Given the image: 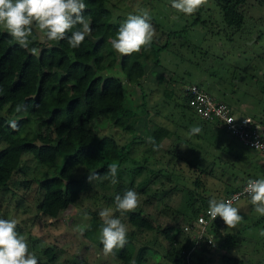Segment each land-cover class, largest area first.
Segmentation results:
<instances>
[{"label":"rangeland","instance_id":"1","mask_svg":"<svg viewBox=\"0 0 264 264\" xmlns=\"http://www.w3.org/2000/svg\"><path fill=\"white\" fill-rule=\"evenodd\" d=\"M171 3L172 0H108L106 4L111 11V21L116 25L124 23L130 14L147 11L155 28L154 39L159 43L164 42L168 28L177 31L170 38L171 44L174 42L175 46L162 49L158 55L159 68L154 67L152 58L144 64V80L148 79L143 85L144 98L138 86L123 81V103L138 114L134 125L137 138L129 148L131 159L128 167L133 169L143 158L147 161L146 166L135 175L133 183L123 189L139 193L140 204L135 211L141 210L155 227L153 230L136 232L132 238L134 253L139 247L146 248L143 264H175L171 259L174 252H167V241L162 230L169 229L170 234L178 239L184 236L182 226L192 212L187 189H194L193 193L197 196L217 191L212 198L219 200L227 190L239 184L248 175L247 172L255 173L254 164L258 162L259 167L261 159L259 153L243 147L225 130L214 129L212 123H201L199 117L184 106L178 84L196 83L216 99L230 105L234 104L235 99H245L254 107H260L257 98L261 97L262 82L261 77L259 81H256V77L258 70L264 67V0H246L243 25L231 38L224 35L222 27L219 29L223 32L219 34L216 26L208 24H197L184 30L183 25L195 18L196 13L185 15L173 9ZM202 7L201 18L206 16L203 15L206 7V13L218 25L219 17L214 15L212 0H205ZM1 27L4 28L3 25ZM39 38L42 39L41 36ZM187 40L197 44V47L191 49L182 45L177 50V44ZM244 58L247 62L240 66L238 60L244 61ZM109 73L122 78L116 67ZM159 77L162 80L149 86V80L155 81ZM170 77L169 82L167 78ZM173 80L181 81L173 84ZM168 82L173 92L166 98L162 88H167ZM10 119L11 122L16 120L14 117ZM38 122V117L32 116L24 130L29 133L42 131ZM93 125L99 135L111 133L121 142L134 136L108 126L105 120H94ZM158 125L165 126L169 135L174 131L168 136L169 140L162 138L159 141L160 149L149 142L152 131ZM195 126H199L202 131L192 135L190 129ZM203 126L210 129L208 137L203 135L206 134ZM216 139L224 142L226 148L214 145ZM3 145L0 139V148ZM246 156L252 161L249 169ZM22 166L24 172L15 174L7 188H0V218L18 221L16 230L28 242L31 254L39 260H46L44 249L52 247V264H121L113 256L105 255L102 249L81 234V229L91 218L103 221L99 212L104 208L113 210V215L122 220L128 232L132 229L127 213L115 210L114 202L118 193L113 190L114 185H98L96 180L89 182V173L77 169L78 175L88 182L86 190L69 207L60 210L56 217H48L36 208L40 190L32 179L42 177L44 168L29 154L22 156ZM195 180L199 181V185ZM103 193L106 196L111 194L114 201H108L102 196ZM234 207L239 208L242 221L235 228L224 223L221 230L217 224L214 230L231 234L235 243L228 250L220 248L221 237L211 230L213 244L207 246L208 249L203 253H196L198 264H224L220 260L222 254L238 257L244 264H264V235H261L264 231V215L254 210L249 198L240 199ZM95 227L98 229V225Z\"/></svg>","mask_w":264,"mask_h":264},{"label":"trees","instance_id":"2","mask_svg":"<svg viewBox=\"0 0 264 264\" xmlns=\"http://www.w3.org/2000/svg\"><path fill=\"white\" fill-rule=\"evenodd\" d=\"M107 1L84 0L87 7L83 14L90 22L91 33L78 48L69 45L68 37L72 31L80 30V25L69 31L65 39L57 41H48L34 27L28 48L20 46L0 25V139L4 143L0 148V188H7L15 174L24 172L22 156L31 155L44 168L42 177L32 178L40 190V197L35 205L42 215L48 217H56L60 210L69 207L86 190L88 182L75 170L83 169L85 174H97L98 185L110 183L115 186V192L123 195L126 191L123 187L131 185L135 175L146 166V158H143L133 169L128 167L131 159L129 148L137 138L134 125L138 114L123 103V81L138 86L141 97L144 98L143 85L147 83L144 80V64L152 58L154 67L158 66L160 51L175 46L174 42L171 44L170 38L177 31L168 28L164 42L159 43L153 38L151 45L142 48L139 53L121 55L111 46V39L115 38L120 25L111 21ZM245 2L246 0H212L214 15L219 17L218 25L206 13V7L203 15L208 18H201V6L195 12V18L188 24L185 23L183 29L208 24L216 26L219 34L224 29V35L231 38L243 25ZM179 45L177 44V50L182 45L191 49L197 47V44L188 40ZM32 48L36 49L35 53L31 51ZM115 67L122 78L109 73ZM171 77L167 78L169 82ZM162 90L166 98L173 92L171 87H163ZM182 99L184 106L188 108L185 97L182 96ZM18 106H21L20 111H17ZM34 115L38 117L42 131L29 133L24 130L25 124ZM11 117L16 119L15 129L11 127ZM94 120H105L108 126L134 136L121 142L111 133L99 135L93 129ZM168 134L167 128L158 125L152 131L149 141L154 140L155 148H158L159 141ZM151 145L154 146L153 143ZM113 163L119 166L118 182L115 184L111 183L108 176L109 165ZM195 183L199 185L198 180ZM194 191L187 189L188 204L192 208L191 215L186 217L187 221L209 206V200L212 199L209 196H197ZM102 196L108 201H114L111 194L106 196L103 193ZM248 198L251 199L250 196ZM127 219L132 226L128 232V243L123 249H116L110 255L121 264H143L146 248L139 247L134 253L132 238L136 232L153 230L155 227L143 216L141 210L127 213ZM215 225L216 221L212 223L210 231L221 237L219 247L230 249V245L235 243L231 234L219 233L214 230ZM102 226L103 221L91 218L81 234L103 250ZM162 233L167 241V252H174L172 261L183 264L181 252L187 246L186 237L175 238L169 229H163ZM207 246L212 245L199 244L198 252L203 253L208 249ZM44 253L46 260L37 259L38 264H52V247L45 248ZM220 260L224 264H244L242 259L228 254H222Z\"/></svg>","mask_w":264,"mask_h":264},{"label":"clouds","instance_id":"3","mask_svg":"<svg viewBox=\"0 0 264 264\" xmlns=\"http://www.w3.org/2000/svg\"><path fill=\"white\" fill-rule=\"evenodd\" d=\"M204 2L205 0H172L171 7L185 15H192ZM86 7L84 0H0V25L24 48H28L31 43L29 38L33 35L34 27L48 41H57L65 39L69 31L80 25L82 28L72 31L68 37L69 45L78 48L91 33L90 22L83 14ZM150 20L147 11L130 14L118 28L115 38L111 39L112 48L121 55H131L150 46L156 34ZM31 51L35 53L36 49L32 48ZM20 110L21 106H18L17 111ZM11 127L16 128L15 122H11ZM201 131L199 126L190 129L192 135ZM149 142L155 147L154 140L150 139ZM118 172L119 166L116 163L109 165L108 176L111 183L118 182ZM96 179L97 174H89V182ZM245 191L251 197L254 210L264 215V179L249 180ZM139 204L140 195L132 189L115 197V210L120 213L134 212ZM208 214L213 221L220 217L230 228H235L243 219L239 208L234 207L231 200L210 199ZM99 215L103 219L101 243L104 254L110 255L116 249H123L128 243V227L109 208L102 209ZM17 224L16 219L0 218V264H38L36 256L29 252L28 242L17 232ZM261 235H264V231Z\"/></svg>","mask_w":264,"mask_h":264},{"label":"built area","instance_id":"4","mask_svg":"<svg viewBox=\"0 0 264 264\" xmlns=\"http://www.w3.org/2000/svg\"><path fill=\"white\" fill-rule=\"evenodd\" d=\"M180 90L182 96L185 97L187 107L194 115L203 121L215 123L245 148L261 155L260 175L244 179L236 189L221 196L220 200H231L234 206L240 199L250 196L245 191L249 180L264 179V126L248 116L236 114L233 106L216 99L196 83L185 82L180 86ZM208 208L209 206L205 207L182 226V232L187 240V246L183 247L181 252L183 264H196L195 255L199 244H213L211 225L220 217L213 221L208 214Z\"/></svg>","mask_w":264,"mask_h":264},{"label":"crops","instance_id":"5","mask_svg":"<svg viewBox=\"0 0 264 264\" xmlns=\"http://www.w3.org/2000/svg\"><path fill=\"white\" fill-rule=\"evenodd\" d=\"M192 27H195V26H192ZM208 40V39H207ZM253 41H255V40H253ZM207 42V41H206ZM246 54V53H245ZM238 62H239V65L241 66L242 65V63H245V62H247V60L244 58V61H242V60H238ZM162 70L163 71H165L163 68H162ZM165 73H166V71H165ZM152 76H155V75H152ZM149 77V75L147 76V78ZM259 77H261V82H262V84H261V97H260V99H259V97L257 98L258 99V101L260 100V107L258 106V107H254L251 103H248V102H246L245 101V99L244 100H239V99H235L236 97H234V99H235V101L233 102L234 104H231V106H233L234 107V111H235V113L236 114H239V115H245V116H248V117H250L252 120H254V121H256V122H258V123H260L262 126H264V67L263 68H261L260 70H258V76L256 77V81H259ZM161 78H158V79H156L155 81H153V80H149V85L151 86L153 83L155 84H157V82L160 80ZM148 79H146V81H147ZM182 80V79H181ZM180 80V81H181ZM174 81V80H173ZM180 81H178V80H175L174 82H171V83H173V84H175L176 82H180ZM183 83H185V82H183ZM182 82H180L178 85H179V89H180V86L183 84ZM257 83V82H256ZM256 83H255V85H256ZM171 85L168 83V87H170ZM260 94V93H259ZM257 96H258V94H257ZM220 100V99H219ZM223 101V100H222ZM225 102V101H224ZM227 103V102H226ZM261 105H262V107H261ZM193 114V113H192ZM206 123H211V122H205L204 123V125H206ZM202 124H200V126H201ZM214 129H222V128H220V127H218L215 123H213L212 122V125H211ZM165 127V126H164ZM224 130V129H223ZM203 131L204 132H206V134H203L204 136L206 135L207 137H208V135L211 133L210 132V129H207V128H205L204 126H203ZM171 134H174V131H172V132H170V135ZM169 134L167 135V136H165V137H163L164 139H167V140H169V138H168V136H170ZM207 137H206V139H207ZM235 139V138H234ZM208 141V140H207ZM213 141V140H212ZM239 142V141H238ZM240 143V142H239ZM241 144V143H240ZM214 145H216V146H218V148H222V149H225L226 148V145H225V143L224 142H221V141H219V140H217L216 139V142H215V140H214ZM242 145V144H241ZM161 145H160V142L158 143V145H157V147L160 149L161 147H160ZM243 146V145H242ZM244 147V146H243ZM157 149V148H156ZM246 158H247V161H246V164H247V169H249V167L250 166H252V161H251V159H249L247 156H246ZM257 164H258V162H257ZM257 164H254V166H255V173H253V174H250L249 172H247V176L246 177H244L243 179H242V181L244 180V179H246V178H248V177H257V176H259L260 175V173H261V164H260V161H259V167H257L258 165ZM249 171V170H248ZM259 173V174H258ZM242 181L239 183V184H237L235 187H233L232 189H229V190H234V189H236L241 183H242ZM229 190H227V191H229ZM227 191L224 193V194H226L227 193ZM230 191V192H231ZM217 192V191H216ZM216 192H213V193H207L205 196L206 197H210V198H212V196L216 193ZM229 193V192H228ZM223 194V195H224ZM222 195V196H223ZM221 198V197H220ZM220 198H219V200H220ZM218 224V225H217ZM216 225H217V228L219 229V230H221L222 229V227H223V225H224V222H223V220L220 218V219H217L216 220Z\"/></svg>","mask_w":264,"mask_h":264}]
</instances>
